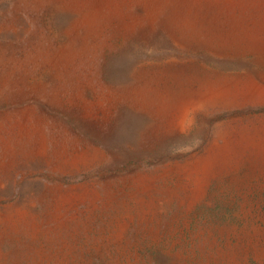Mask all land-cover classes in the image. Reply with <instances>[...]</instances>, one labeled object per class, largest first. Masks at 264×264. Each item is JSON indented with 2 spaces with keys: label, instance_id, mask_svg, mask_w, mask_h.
Returning a JSON list of instances; mask_svg holds the SVG:
<instances>
[{
  "label": "rangeland",
  "instance_id": "rangeland-1",
  "mask_svg": "<svg viewBox=\"0 0 264 264\" xmlns=\"http://www.w3.org/2000/svg\"><path fill=\"white\" fill-rule=\"evenodd\" d=\"M0 264H264V0H0Z\"/></svg>",
  "mask_w": 264,
  "mask_h": 264
}]
</instances>
